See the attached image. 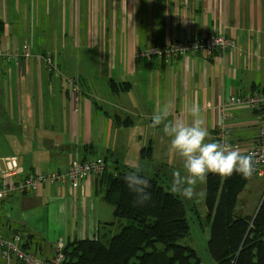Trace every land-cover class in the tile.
I'll return each instance as SVG.
<instances>
[{"label":"crops","instance_id":"crops-1","mask_svg":"<svg viewBox=\"0 0 264 264\" xmlns=\"http://www.w3.org/2000/svg\"><path fill=\"white\" fill-rule=\"evenodd\" d=\"M0 25V49L19 55L9 65L0 63L5 113L0 110V171L9 159L28 175L63 173L75 159L101 158L109 172L123 171L120 163L139 167L170 192L172 173L182 171V161L169 152L161 128L149 127L154 111L168 104L170 118L190 121L187 108L197 102L208 140L216 141L223 123L220 107L229 96L264 92V0H0ZM210 35L232 40L234 49L167 60L133 57L147 46ZM45 60L78 83L77 111L70 104V112L61 114L59 99L71 101L63 79ZM224 112L230 115L226 140L245 154L257 134L258 112ZM9 124L18 129L11 131ZM147 148L150 157L142 158ZM255 178L264 179L252 174L244 187L253 196L264 189V181L255 184ZM204 187L205 180L197 185ZM100 189L93 176L76 189L57 182L11 195L0 202V237L16 235L19 246H28L27 254L44 261L59 245L63 250L74 241L104 240L119 227ZM250 199L244 201L247 208ZM0 264L21 263L0 253Z\"/></svg>","mask_w":264,"mask_h":264},{"label":"trees","instance_id":"trees-1","mask_svg":"<svg viewBox=\"0 0 264 264\" xmlns=\"http://www.w3.org/2000/svg\"><path fill=\"white\" fill-rule=\"evenodd\" d=\"M109 85L114 89L112 81ZM84 151L90 152L91 147ZM141 157L149 158L150 148L142 150ZM104 167L96 177L119 230L104 240L67 244L61 264H200L195 252L181 244L189 234L183 201L141 174L150 181L152 199L136 206L124 182L128 172L113 173ZM247 181L238 173L229 177L209 173L205 179L204 205L210 219L207 252L216 264H264V199L254 219L236 213L237 198ZM20 248L27 253V245Z\"/></svg>","mask_w":264,"mask_h":264},{"label":"built area","instance_id":"built-area-1","mask_svg":"<svg viewBox=\"0 0 264 264\" xmlns=\"http://www.w3.org/2000/svg\"><path fill=\"white\" fill-rule=\"evenodd\" d=\"M232 49H234L232 40L220 35H210L200 39L174 41L163 46H147L134 51L133 57L139 60H167L180 58L188 54L203 53L204 55H211L217 50L226 52ZM29 56L27 49H24L22 57L27 58ZM18 58V53H11L0 49V63L9 65ZM44 64L50 72L58 74V71L53 67L50 60H45ZM64 85L73 110L77 111L79 85L75 80L69 78L65 79ZM220 108L223 123L217 129L216 141L221 142L226 140V126L224 122L230 119L229 113L224 112L226 109L248 108L258 112L257 134L252 146L246 150L245 155L252 157L254 174L264 177V92L252 96L231 95ZM104 166L101 158L84 162L75 159L63 173L49 171L25 175L17 163L9 159L0 171V202L6 200L11 195H22L32 192L45 184L64 182L68 183L72 189H76L83 180L93 176H100L105 170ZM19 245L16 235H10L6 239L0 237V253L3 259L8 260L12 256L21 264H61L63 262L61 245L57 247V252L48 261L36 259L32 255L23 252Z\"/></svg>","mask_w":264,"mask_h":264},{"label":"clouds","instance_id":"clouds-1","mask_svg":"<svg viewBox=\"0 0 264 264\" xmlns=\"http://www.w3.org/2000/svg\"><path fill=\"white\" fill-rule=\"evenodd\" d=\"M186 120L183 116L171 117L168 104L158 108L150 117L149 127L153 130L161 128L169 138V152L182 161V171L174 170L170 192L186 199L200 195L198 183L203 182L209 173L221 177H229L233 173L241 174L245 179L253 173V160L250 155L243 154L233 148L227 141H209L208 130L202 116L200 105L193 102L187 108ZM124 182L135 196L134 204L144 206L152 199L149 179L141 175V169L135 167L124 176Z\"/></svg>","mask_w":264,"mask_h":264},{"label":"rangeland","instance_id":"rangeland-1","mask_svg":"<svg viewBox=\"0 0 264 264\" xmlns=\"http://www.w3.org/2000/svg\"><path fill=\"white\" fill-rule=\"evenodd\" d=\"M47 26H48V22L45 24L44 27L41 28V31L43 33H46L44 30L47 28ZM58 30L59 29H56V28L52 29L53 34L57 35ZM31 36H32V34H31ZM31 48H32V46L30 44H28L29 53H31L30 52ZM78 52H76V53H78ZM58 77L63 79V84H64L66 77H63L59 71L57 74V78ZM63 86H64V90L66 91L65 85H63ZM58 103H60L63 106L60 109L61 114H63V113L67 114L68 112H70V110L68 111V109H70L69 105L71 104V102H68V101L66 102V100L64 98H61V99H59ZM66 106H68V109ZM2 114H3V116L5 115V113L3 111H2ZM8 128L13 132H15V130L18 129V128H16L15 124H9ZM16 133H18V131H16ZM131 163H134V162H131ZM146 165L147 164L145 162L144 167H147ZM110 166H114V164H111ZM119 168H120V170H123L125 172L131 171L130 169H127V168H129V166L124 165L123 163L119 164ZM131 168L133 170L135 167H131ZM254 175H256V174H254ZM254 181H255V184L256 183L262 184L261 182H263L264 179L263 178H259V179L255 178ZM252 186H253V184H251L249 186V188L251 189ZM263 186H264V184H263ZM263 191H264V189L262 187V192ZM197 192L200 193L199 196L194 197L191 200L185 199L187 201L185 203V207H186V218H187V222H188V226H189V234L185 238V240L182 241L181 244H185L186 246H188L189 248H191L195 252L200 264H216L215 262H213L210 259L208 252H207V241L209 239V234H210V219L207 216V211H206V208L204 205L205 187L203 188V191L201 189L200 190L197 189ZM246 192L247 191L244 190V192L240 195V200H239V203L237 204L236 213L240 216H243V217L245 216V217L253 218L256 211H257L256 208L259 206L258 203L261 202V199H262L264 194L262 192L258 191V193L253 196V195L247 194ZM256 195H257V198H256ZM250 196H252L251 199H250ZM246 199L247 200L250 199V203L248 205V208L246 207L247 204L244 203V201H247ZM253 201H254V205L252 204ZM252 207H253V209H252Z\"/></svg>","mask_w":264,"mask_h":264},{"label":"water","instance_id":"water-1","mask_svg":"<svg viewBox=\"0 0 264 264\" xmlns=\"http://www.w3.org/2000/svg\"><path fill=\"white\" fill-rule=\"evenodd\" d=\"M263 199H264V195H263V197H262V200H261V202H260V205H261V203H262ZM260 205H259V207L257 208V211H256V213L258 212V210H259V208H260ZM256 213H255V215H256ZM255 215H254V217H255ZM254 217H253V219H254Z\"/></svg>","mask_w":264,"mask_h":264}]
</instances>
